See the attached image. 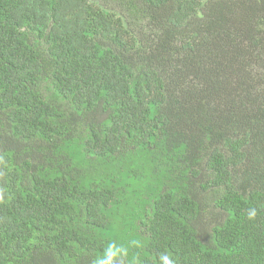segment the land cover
I'll return each instance as SVG.
<instances>
[{
    "label": "trees",
    "instance_id": "16d2710c",
    "mask_svg": "<svg viewBox=\"0 0 264 264\" xmlns=\"http://www.w3.org/2000/svg\"><path fill=\"white\" fill-rule=\"evenodd\" d=\"M0 264H264V0H0Z\"/></svg>",
    "mask_w": 264,
    "mask_h": 264
}]
</instances>
